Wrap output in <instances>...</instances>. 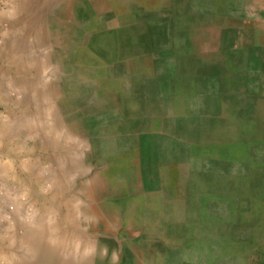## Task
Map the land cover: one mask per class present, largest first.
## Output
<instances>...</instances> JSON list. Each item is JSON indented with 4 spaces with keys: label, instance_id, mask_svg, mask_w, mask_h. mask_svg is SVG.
<instances>
[{
    "label": "crops",
    "instance_id": "0c3cea01",
    "mask_svg": "<svg viewBox=\"0 0 264 264\" xmlns=\"http://www.w3.org/2000/svg\"><path fill=\"white\" fill-rule=\"evenodd\" d=\"M0 28L49 32L61 77L44 100L36 63L25 106L69 225L53 261L264 264V0H0Z\"/></svg>",
    "mask_w": 264,
    "mask_h": 264
},
{
    "label": "rangeland",
    "instance_id": "374dc122",
    "mask_svg": "<svg viewBox=\"0 0 264 264\" xmlns=\"http://www.w3.org/2000/svg\"><path fill=\"white\" fill-rule=\"evenodd\" d=\"M44 31L11 29L8 38V29L0 28V234L6 240L31 229L46 235L43 239L27 236L25 245L6 242L10 254L5 255L11 260L1 259L0 264H60L52 260L51 247L44 242L52 240L51 233L58 226L69 228L60 220L57 204L51 202L50 182L57 164L29 123L36 113L25 108L41 99V93L36 95V90L42 91L35 76L36 63L43 65L44 100L62 96L61 77H51L49 72L50 35ZM252 259L258 258L253 255Z\"/></svg>",
    "mask_w": 264,
    "mask_h": 264
},
{
    "label": "bare ground",
    "instance_id": "6f19581e",
    "mask_svg": "<svg viewBox=\"0 0 264 264\" xmlns=\"http://www.w3.org/2000/svg\"><path fill=\"white\" fill-rule=\"evenodd\" d=\"M262 66H263V65H262ZM262 66H261V67H262ZM51 109H52V108H51ZM48 119H49V118H48ZM39 121H40V120H39ZM172 198H173V197H172ZM34 231H35V230H34ZM0 258H1V257H0ZM3 258H4V256H3Z\"/></svg>",
    "mask_w": 264,
    "mask_h": 264
}]
</instances>
